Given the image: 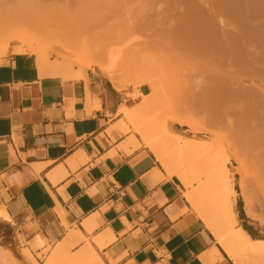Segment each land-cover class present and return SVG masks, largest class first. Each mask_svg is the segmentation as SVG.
Returning <instances> with one entry per match:
<instances>
[{"label":"crops","instance_id":"1","mask_svg":"<svg viewBox=\"0 0 264 264\" xmlns=\"http://www.w3.org/2000/svg\"><path fill=\"white\" fill-rule=\"evenodd\" d=\"M249 1L246 11L264 14V0ZM259 29L248 30L255 58H242L238 30L229 40L225 58L240 56L231 76L264 77V22ZM17 46L0 55V234H13L27 264L89 250L101 264H236L178 175L125 132L134 89L117 88L98 67L107 79L87 68L63 74Z\"/></svg>","mask_w":264,"mask_h":264},{"label":"bare ground","instance_id":"2","mask_svg":"<svg viewBox=\"0 0 264 264\" xmlns=\"http://www.w3.org/2000/svg\"><path fill=\"white\" fill-rule=\"evenodd\" d=\"M182 1L187 4L185 5V11H181L180 14H178L177 21L175 20L174 22V20H170V18V21H167L171 14H167L166 8H170L171 5H176L178 2L180 4ZM193 1L194 0H162L157 8L153 10V6L156 2L155 0H0V55L5 53L7 44L12 40H22L30 45L31 40L35 42L39 40L44 45L37 46L35 49L37 50L38 57L42 64L47 62L46 59H48L46 58V54L49 51H44L45 49H51L54 50V52L60 51L69 53L71 54V58L74 56L75 59H80V61L87 66H97L112 80L117 88H125L131 83L135 85L147 84L152 94L155 93L156 87L148 80L145 74L146 72H142L141 61H147L145 63H148V60H150L148 59L150 58L148 55L152 53L157 55V53L166 52L165 60L169 61L170 57L169 66L174 62L176 65L173 64L175 68H179V66L184 68H179L182 70V73L183 70H185V72L190 70L189 74L186 73L184 76H176L180 84H178V81L175 79L177 81V83L176 81L175 83L179 86V89L174 98V102L173 100L171 101L173 102L171 104H173L174 109L172 110L173 112L170 111V114L168 113L169 118L193 130L200 129L199 131H201L204 123L208 125L216 123V125L219 124L222 125L221 127H225V131L227 129L234 132L235 136L247 138V136L250 137L251 135V138L253 136L257 141L254 142V146L261 147V151H259V149L257 153L260 152L264 160V91L261 90L262 93L256 94V97L259 99L250 102L247 100H251L255 95H246L239 89L236 78L240 76L223 75L219 71H214V73L207 75L205 79L198 76L201 78L199 79L195 76L196 74L194 75L192 73L194 66L209 64V60L213 53L217 55L219 52L224 56L227 54V50L232 49H228L229 42L226 38H223V40L217 38L215 43L210 42L205 28L201 27L199 21L202 15L208 12L207 8H204L206 3L203 0H198L197 5L193 3ZM179 6H177L178 9ZM174 9L170 10L173 13L172 15L175 14L176 10L178 12L180 11ZM160 10H165L167 17L165 14V18L162 16L161 19V16L157 13V11L160 13ZM151 12H156L159 16L153 13L158 16L155 15L157 18H153V16L150 15ZM173 18L176 17L174 16ZM218 20L222 28H224L225 22L223 19L219 18ZM165 21L167 23L170 22L168 26L167 23L165 26L163 25ZM34 24L38 25V29L37 27L36 29L39 33L44 32V35L37 33L32 34V32L29 33L27 28H30V26L32 27ZM205 24L207 23L205 22ZM40 25L44 28L41 29L42 27H40ZM152 27H154V30L149 31ZM45 28H48L47 31ZM51 28H54V30L56 29L58 33L54 34ZM162 28L164 29V34L161 31ZM138 34L143 35V38L142 36L137 38V41L139 40L138 43L135 41L137 46L134 42L133 44L139 48H136L134 45V48H129L132 42L127 38L126 41L130 42L128 44L130 46L127 51L123 53L124 55L121 54L123 58L121 57L122 59L119 61L118 59H120V57H118L116 60L118 51L116 53V49L110 48L112 41L125 38L126 36H134V38H136L139 36ZM32 35L33 37H31ZM172 37L176 39H172L176 42L171 41ZM232 44L233 43H231V45ZM167 51L171 52L169 53L170 55ZM144 52L149 54H144ZM50 53L52 52L50 51ZM141 53L145 55L144 59ZM153 55L151 56L153 57ZM160 55L163 56L162 54ZM163 57H161L160 60ZM162 61L164 62V59ZM142 64V67H144L143 69H145L147 64L143 62ZM165 66L166 65H163L162 69ZM117 67L122 69L123 75L119 76L115 73ZM60 68L63 69V74L72 76L79 75L77 71L72 73L71 70H64L66 69L64 67ZM165 69L166 68L163 70ZM167 69L170 70L171 68L169 69L167 67ZM58 71H60V69H58ZM178 72L180 73V71ZM234 100L243 101H238L241 103L234 108V105L231 103ZM148 104L149 99H144L137 106L124 108L123 113L127 121L130 124L135 123L134 120L140 116L139 114ZM199 113L201 114V120L199 119V123H197L195 121V115ZM229 115L236 117L237 120L236 122L234 121L235 123L231 120V116ZM253 116L257 117V121L252 120ZM218 129H221L220 126H218L216 130ZM134 130L135 133L141 137L145 146L155 155V158H157L161 165L167 167L169 162L168 158L164 156V152H162L160 146L152 142L146 136L147 133H145V129L143 127L134 126ZM231 132H228V135H226V132L225 135L228 137L233 135ZM248 140L250 141V139ZM131 142L133 146L137 145V140L133 137ZM248 144H246V146H248ZM189 146L192 147L190 143ZM250 146L251 143L246 149H249ZM248 151L250 152V150ZM260 153L259 155H261ZM233 155L236 157L235 154ZM165 170H167L168 173H173L168 168ZM180 180L185 187L188 186L187 182L182 179ZM262 186L263 198L259 195L255 200H250L249 198L245 200L247 215L258 220H261L260 216L264 215V180ZM232 190L231 186H229L227 194L225 193L226 196H223V203L221 202L223 207L220 208V212H218L219 209L215 210L217 214L213 211L205 212L207 214L214 213L213 215H216L215 217H209V215L206 216L204 215L205 213H202L204 209L199 208V206L201 207L202 205H197L195 199L197 195H194L195 193L193 194V192L188 191L186 195L193 208L199 212V216L206 227L215 234L221 246L236 264H244V262H242V256L246 254L264 258V239H253L245 229L241 227L235 228L236 214L232 206ZM24 250H26L25 253L28 255L29 251L27 249ZM1 259L4 263L2 261L0 262L7 264V256L5 254H0V260ZM96 259V254L93 253L92 250H89L88 253L79 252L77 255L70 258L64 256L62 257L64 263L61 264H101L97 262ZM45 264L54 263L49 260Z\"/></svg>","mask_w":264,"mask_h":264},{"label":"rangeland","instance_id":"3","mask_svg":"<svg viewBox=\"0 0 264 264\" xmlns=\"http://www.w3.org/2000/svg\"><path fill=\"white\" fill-rule=\"evenodd\" d=\"M155 1H156L154 4L155 7L153 6V10L154 8H157L158 4L162 0H155ZM203 1L206 3V6L204 8H207L208 15L206 13L203 14L202 18H200L199 21H200L201 27L205 28L206 34L210 38V42L215 43V40L217 38L221 40H223V38H226L228 42L229 40L234 41L235 39L233 37L236 35L233 33H235V31L238 30L240 32V35L242 36V42L244 44L243 46L246 48V51L242 55L243 56L242 58H255L254 56L259 51L260 47L258 46L256 39L253 37V35L248 30H250L251 28L258 29V27H260V29L263 28V22H264L263 12L253 11V8H251L252 10H250V12L246 11L245 4H247L246 2L247 0H231L230 3L232 6L230 5L231 6L230 8H232L233 10L230 13L224 10L225 0H222V1L221 0H203ZM193 3L198 5V0H194ZM178 4L176 3V5H173V6L171 5L170 6L171 9L166 8L167 14L168 15L171 14L168 17L167 21L169 20V18L170 20L171 19L174 20V22L175 20L177 21L178 14H180L181 11L183 12L185 11V5L187 4H185L184 1L180 2L181 4V5L179 4L180 6ZM177 6H179V9L177 8ZM174 8L180 11L178 12ZM172 9L176 10L175 11L176 15L175 14L172 15L173 13L172 11H170ZM164 12L165 10L163 11L160 10V13L157 11V13L161 16V19H162V16L166 14V12L165 13ZM153 13H156V12H151L150 15L153 16V18H157L159 16L157 13L156 14L158 16ZM167 14L165 15L166 17H167ZM165 16L163 18H165ZM174 16L176 18H173ZM219 18L223 19V21L225 22L224 28H222L221 24L219 23V20H218ZM205 22L208 25L205 24ZM166 23L167 22L165 21L163 25L165 26ZM168 23H167V26H168ZM36 27L38 29V25L34 24L32 25V27L30 26V28H27V29L29 30V33L32 32V34L37 33L40 35H44V32L39 33ZM40 27H42L41 29L44 28L41 25ZM152 28L149 31H153L154 27ZM41 29L39 28L40 31ZM45 29L47 31L48 28H45ZM51 30L52 32H54V34L58 33L56 29H55L56 31L54 30V28L53 29L51 28ZM51 30H48V31H51ZM42 31H45V30H42ZM161 31L163 33L164 29L162 28ZM226 32H228V35H226ZM138 35L139 36H137L136 38H134V36H126L125 38L112 41L110 48L116 49V53L118 51L117 53L118 55L116 54L117 55L116 60L118 59V57H120V59H118L119 61L123 58L122 57L124 55L123 53L127 51L130 45L131 47L129 48H132V47L134 48V46L139 42V40L137 41V38H140L141 36L143 38V35L141 34H138ZM31 37H33V35ZM127 38L128 40L130 39L129 40L130 42H132L130 45H128L130 42L126 41ZM237 38H239L238 35H237ZM172 39H175V38L172 37L171 41H173ZM135 41H137V43ZM11 42L18 44V46L16 47V50L18 51L28 50V51L34 52L35 54H37V56H38V53L35 48L37 46L44 45L39 40H37L36 42L34 40H31L30 41L31 45L22 40H12L9 43ZM133 42L134 44L135 43L136 44L134 45ZM9 43L7 45H9ZM136 48H139V47H136ZM44 51H47V52L49 51L46 54V58H48L46 59L47 62L53 65L55 64L59 69H61L60 67H64L66 68L64 70L68 69V70H71L72 73H75L76 71L80 72L81 69L87 68V69H92L93 71H97L98 73H100V75L105 77L101 73V71L97 68V66L95 65L87 66L85 63L80 61V59L78 58L75 59L74 56H72L71 58V54L69 53H64L60 51L54 52V50H51V49H45ZM50 51L52 53H50ZM167 52L168 54L171 53L169 51ZM163 53H160V54H162L164 57L161 56L159 53H157V55L154 53L148 55L150 56V58L147 57L148 59H150V60L147 59L148 63H145L147 61L145 62L141 61L142 66H143L142 62L144 64H147L146 66L144 65L145 69H143L144 67L142 66H141V69H142V72L144 73L146 72L145 74L148 80L151 81L156 87L155 93H152V94L150 93V89L147 84H141V85H145L146 87L144 95H139L137 92V88L140 85L136 84L137 85L136 86L135 84L131 83L125 87V88L134 89L132 96L135 97L136 103L129 108L137 106L144 99H149L148 106L139 114L140 116L136 118V120H134L135 123H132L133 125L132 124L129 125V123L123 116L124 122L121 120L122 125H125V124L128 125V128L126 129L125 132L129 134L134 133L135 132L134 126L143 127L145 129L146 131L145 133H147L146 136L152 142H155L156 144H158L160 148L162 149V152H164L163 153L164 156L168 158L169 162L167 164V167L165 165H162L164 166L163 168L164 169L168 168L170 171L180 176L179 179H182L188 183V186H187L188 191H191L193 192V194L195 193L194 195H197L198 198L197 197L195 198L197 205L199 204L202 205L201 207L199 206V208L204 209V212L202 213H205L207 211L215 212V210L217 209H219L218 212H220L221 211L220 208L223 207L222 206V203H223L222 199L224 198L223 196L224 195L226 196L228 188L229 186H231V189H233L232 190L233 195L231 199L232 206L236 214L235 228L241 227L245 229L253 239H257V238L264 239V215L260 216L261 220L254 219L248 216L245 210V200L247 198H249L250 200H255L257 199L259 195L260 197L263 196L262 195L263 194L262 185H263V180H264V164H263L264 160H263L262 154L260 152L259 153L261 155L257 153L258 152L257 150L260 149L259 151H261V147L254 146V142H257V141L255 140L253 136L251 138V135L250 137L247 136V138H244L242 136L238 137L237 135L235 136L234 132H231L227 129L225 131L224 130L225 127L223 128L221 127L222 125H219V124L217 125L220 126L221 129L216 130L218 128L216 123L209 124V125L204 123L203 127L201 126L203 129L199 131L200 129L193 130V129H190L188 126L180 125L172 121L169 118L170 111L174 109L173 104L171 103L174 102V98L176 97V93L179 89V86L176 85L178 81L177 80L178 78L176 76L178 75L184 76L186 75V73L189 74L190 70L186 72L185 70H183V73H182V70L179 69L182 67L178 65L179 68H175L176 65L174 64V62L171 63L172 67L169 66L170 57L167 54V56L169 57V61H166L165 60L166 52L164 54ZM121 54L123 55L121 56ZM144 54H149V53L144 52ZM142 55L143 54L141 53V56ZM151 55H153V57ZM203 55L208 56L206 54H203ZM143 56L142 57L144 59L145 55ZM160 56L163 57L161 60H160L161 58ZM139 58L142 59L141 57ZM236 58L239 59L240 56L233 57V58H229V57L225 58V55L223 56L219 52L217 55L213 53L209 60V64L207 65L201 64V65L194 66L192 73L194 75L196 74L195 76L197 77L198 76L203 77L202 79H205L207 75L214 73V71H219L223 75L229 74V76H231L232 75L231 70H234L235 68L238 67L236 66L237 64L235 65ZM163 59H164V62L162 61ZM160 62L162 63V66ZM163 65H166L164 67L166 68L165 70H163L164 68L162 69ZM167 67L171 69L168 70ZM61 70L63 71V69ZM178 71H180V73ZM115 73L119 76L123 75L122 69L120 67L119 68L117 67L115 69ZM236 80L238 82L239 89L243 93H245L246 95H255V97L252 98L254 100L251 99L247 101L251 102V101H255L256 99H259L256 97V94L262 93V91H264V87H263L264 77H257V76L241 77V78L239 77V78H236ZM178 84H180L179 81H178ZM176 86H177V89H176ZM172 100L173 102H171ZM228 101L230 102L229 98H228ZM238 101H243V100H234L231 102L232 105H234V108H236L238 104L241 103V102L239 103ZM199 114L195 115V119H196L195 121L197 123H199L198 121L201 118V114L200 115ZM229 116H231V120H233V122L234 121L236 122L237 119L235 116L233 115H229ZM256 118L257 117L253 116L252 120L257 121ZM228 132H231L233 135H230L229 137L226 136L229 134ZM136 136L137 138L141 139L139 135H136ZM248 139H250V141ZM189 143L190 145H192V147L189 146ZM248 143L249 144L251 143V146L253 147L250 146L249 149H246L249 146ZM246 144H248V146H246ZM141 145L144 146L143 143ZM145 148L148 149L147 147ZM244 150L247 152H245ZM248 150H250V152ZM233 154H235L236 157ZM194 210L199 215V212L196 209ZM216 212L215 214H217ZM213 214L214 213H210V214L205 213L204 215L206 216L209 215V217H212V216L215 217L216 215H213ZM0 254H5L7 256V259H6L7 264H27L26 261L22 258V256L17 252L13 234L11 232L8 233L6 237H2V238L0 234ZM52 256H53L52 254L44 255L42 262L45 263ZM66 256H68V254ZM59 257L60 255L57 256L55 261H57V259L59 260ZM242 258H243L242 262H244V264H264V258L262 257L246 254L242 256ZM0 261L4 263L2 259ZM2 262L0 263L3 264ZM54 264H57V262Z\"/></svg>","mask_w":264,"mask_h":264},{"label":"trees","instance_id":"4","mask_svg":"<svg viewBox=\"0 0 264 264\" xmlns=\"http://www.w3.org/2000/svg\"><path fill=\"white\" fill-rule=\"evenodd\" d=\"M250 235V234H249Z\"/></svg>","mask_w":264,"mask_h":264}]
</instances>
